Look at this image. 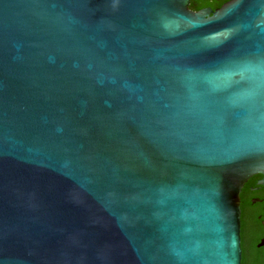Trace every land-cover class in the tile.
Returning a JSON list of instances; mask_svg holds the SVG:
<instances>
[{
  "label": "water",
  "instance_id": "95a60500",
  "mask_svg": "<svg viewBox=\"0 0 264 264\" xmlns=\"http://www.w3.org/2000/svg\"><path fill=\"white\" fill-rule=\"evenodd\" d=\"M259 173L264 0H0V264H242Z\"/></svg>",
  "mask_w": 264,
  "mask_h": 264
},
{
  "label": "flooded vegetation",
  "instance_id": "af4514ba",
  "mask_svg": "<svg viewBox=\"0 0 264 264\" xmlns=\"http://www.w3.org/2000/svg\"><path fill=\"white\" fill-rule=\"evenodd\" d=\"M232 1L234 0H190V8L194 11L209 9L211 13H214ZM262 179H264V174L253 175L245 184L241 195L242 250L243 231L245 230L259 239L257 247H264V245L259 246L264 239V184H259Z\"/></svg>",
  "mask_w": 264,
  "mask_h": 264
},
{
  "label": "trees",
  "instance_id": "16d2710c",
  "mask_svg": "<svg viewBox=\"0 0 264 264\" xmlns=\"http://www.w3.org/2000/svg\"><path fill=\"white\" fill-rule=\"evenodd\" d=\"M258 241L259 239L252 234H248L246 230L243 231L242 264H264V247H257Z\"/></svg>",
  "mask_w": 264,
  "mask_h": 264
}]
</instances>
